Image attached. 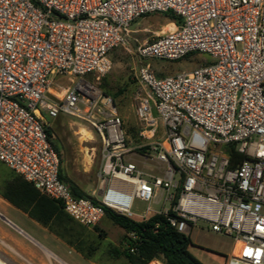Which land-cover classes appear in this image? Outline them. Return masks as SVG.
<instances>
[{"label": "built area", "instance_id": "1", "mask_svg": "<svg viewBox=\"0 0 264 264\" xmlns=\"http://www.w3.org/2000/svg\"><path fill=\"white\" fill-rule=\"evenodd\" d=\"M156 13L174 15L173 27L140 45L137 60L198 53L210 64L165 77L148 63L137 68L149 91L135 104L139 166L112 98L94 82L111 70L109 54L126 46L131 24ZM62 78L71 86L59 98ZM44 115L82 119L100 136L96 203L59 178ZM229 148L244 156L232 168ZM0 163L85 227L104 208L131 216L137 199L140 220L160 215L183 235L230 239L224 264H264V0H0ZM0 264L11 262L0 254Z\"/></svg>", "mask_w": 264, "mask_h": 264}, {"label": "rangeland", "instance_id": "2", "mask_svg": "<svg viewBox=\"0 0 264 264\" xmlns=\"http://www.w3.org/2000/svg\"><path fill=\"white\" fill-rule=\"evenodd\" d=\"M169 24L170 21L159 13L149 14L134 21L129 28L126 46L116 48L109 54L111 70L98 82H94L101 93L112 98L115 114L122 122V130L127 139L128 148L132 151L128 158L139 166H142V160L137 156L141 152L138 150L140 144L139 123L135 115V104L139 95L144 92L149 93V91L141 89L135 80L134 73L137 68L141 64L148 63L156 76L165 77L210 64V58L198 53H191L177 61L150 59L142 62L137 60L135 56L137 48L148 43L156 35L169 30L171 28ZM93 78V75L85 77L90 81H93ZM70 86V81L62 78L54 84L53 92L60 98L63 90ZM44 119L50 130L51 141L58 148L60 169L66 181L85 196L98 201L103 191L98 179L103 153L100 136L90 123L76 117L60 115L56 119L49 120L44 115ZM86 132L90 140L84 136ZM146 166L145 171L150 172L148 169L150 162H146ZM3 168L12 173L0 163V169ZM126 188L130 189V186ZM144 207L145 203L135 199L131 209L132 215L129 217L138 220V215ZM1 215L8 218L38 244L67 263L74 264L75 254L69 252L60 240L43 230L24 214L14 208H9ZM80 225H77L76 229L87 237L89 243L98 247L93 254L94 260L97 261L111 262L106 248L115 246L124 249L127 240L131 237V235L125 237L123 230L106 218H103L95 227L81 225L83 227L81 228ZM29 237L23 233L20 234L0 220V254L7 257L11 264H27L23 259L31 264H49L42 253L46 250ZM190 239L195 245L191 248V252L202 264H224L225 257L230 253L233 244L228 238L199 229H193ZM50 261L51 264H57L53 259ZM121 261L123 260L119 259L112 263Z\"/></svg>", "mask_w": 264, "mask_h": 264}, {"label": "trees", "instance_id": "3", "mask_svg": "<svg viewBox=\"0 0 264 264\" xmlns=\"http://www.w3.org/2000/svg\"><path fill=\"white\" fill-rule=\"evenodd\" d=\"M162 15L170 23L175 22V17L171 13ZM46 132L53 149L59 155L47 127ZM226 152L231 168L244 159V156L232 148ZM59 178L68 185L73 196L87 197L66 181L61 169ZM0 197L84 257L93 256L97 250L98 247L89 243L87 237L76 229L79 224L64 212L60 202L44 196L20 176L13 172L9 173L4 168L0 169ZM103 218L122 229L125 237L131 235L124 249L115 246L106 248L110 260L122 259L126 264H149L152 261L160 264H202L191 252L195 245L190 236L179 233L160 215H152L144 220H133L104 208Z\"/></svg>", "mask_w": 264, "mask_h": 264}, {"label": "crops", "instance_id": "4", "mask_svg": "<svg viewBox=\"0 0 264 264\" xmlns=\"http://www.w3.org/2000/svg\"><path fill=\"white\" fill-rule=\"evenodd\" d=\"M169 25H171V28L172 29V23H170ZM169 29V30H170ZM9 208H14L13 206H11L8 202H6L4 199H2L0 197V211L1 213L3 214V212L7 211ZM15 209V208H14ZM17 210V209H16ZM20 212V211H19ZM0 213V214H1ZM22 213V212H21ZM23 214V213H22ZM24 216H26L24 214ZM5 217V216H4ZM27 217V216H26ZM6 218V217H5ZM9 222H11L8 218H6ZM30 219V218H29ZM31 220V219H30ZM140 220V219H138ZM33 221V220H32ZM34 222V221H33ZM12 223V222H11ZM13 224V223H12ZM37 224V223H36ZM14 225V224H13ZM15 226V225H14ZM40 226V225H39ZM17 227V226H16ZM41 227V226H40ZM18 228V227H17ZM43 230L47 231L45 228L41 227ZM20 231H22L20 228H18ZM48 232V231H47ZM22 233L24 235H26L27 237H29L25 232L22 231ZM49 233V232H48ZM50 234V233H49ZM52 235V234H51ZM54 236V235H52ZM55 237V236H54ZM31 240H33L31 237H29ZM57 238V237H56ZM58 239V238H57ZM60 240V239H58ZM35 243H37L35 240H33ZM61 241V240H60ZM66 247L67 249L69 250V252L75 254L76 256V260H74V264H126L124 261H121V262H115V263H112L114 261H117V260H112L111 262H102V261H97V260H94V256H91L89 258H86L84 257L83 255L77 253L73 248H71L70 246H68L66 243H64L63 241H61ZM38 244V243H37ZM40 245V244H38ZM41 247H43L42 245H40ZM44 248V247H43ZM44 250H46L47 252L51 253L52 255H54L59 261L63 262L64 264H69L67 263L66 261H64L63 259L59 258L57 255H55L54 253H52L51 251L47 250L46 248H44ZM160 264L159 262L157 261H152L150 262L149 264Z\"/></svg>", "mask_w": 264, "mask_h": 264}, {"label": "water", "instance_id": "5", "mask_svg": "<svg viewBox=\"0 0 264 264\" xmlns=\"http://www.w3.org/2000/svg\"><path fill=\"white\" fill-rule=\"evenodd\" d=\"M0 220L3 221L5 224L13 228L14 230L18 231L20 234H22V231H20L16 226H14L11 222H9L4 216L0 214Z\"/></svg>", "mask_w": 264, "mask_h": 264}, {"label": "bare ground", "instance_id": "6", "mask_svg": "<svg viewBox=\"0 0 264 264\" xmlns=\"http://www.w3.org/2000/svg\"><path fill=\"white\" fill-rule=\"evenodd\" d=\"M84 136L87 138V140H90V137H89V135L87 134V132L84 134ZM44 252H45V254H46L48 257H51V256H52L49 252H47V251H44Z\"/></svg>", "mask_w": 264, "mask_h": 264}]
</instances>
